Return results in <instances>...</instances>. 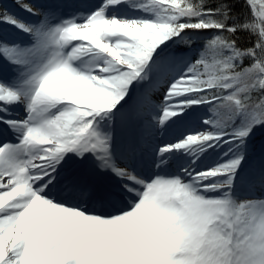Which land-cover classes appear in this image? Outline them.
Listing matches in <instances>:
<instances>
[{
  "label": "snow or ice",
  "instance_id": "obj_1",
  "mask_svg": "<svg viewBox=\"0 0 264 264\" xmlns=\"http://www.w3.org/2000/svg\"><path fill=\"white\" fill-rule=\"evenodd\" d=\"M0 3V264H264V0Z\"/></svg>",
  "mask_w": 264,
  "mask_h": 264
},
{
  "label": "bare ground",
  "instance_id": "obj_2",
  "mask_svg": "<svg viewBox=\"0 0 264 264\" xmlns=\"http://www.w3.org/2000/svg\"><path fill=\"white\" fill-rule=\"evenodd\" d=\"M12 1H14V0H12Z\"/></svg>",
  "mask_w": 264,
  "mask_h": 264
}]
</instances>
